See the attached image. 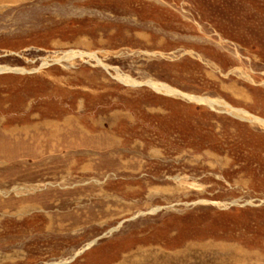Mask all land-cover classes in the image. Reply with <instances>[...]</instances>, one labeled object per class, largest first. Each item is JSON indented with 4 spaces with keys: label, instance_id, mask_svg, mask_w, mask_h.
I'll return each instance as SVG.
<instances>
[{
    "label": "rangeland",
    "instance_id": "obj_1",
    "mask_svg": "<svg viewBox=\"0 0 264 264\" xmlns=\"http://www.w3.org/2000/svg\"><path fill=\"white\" fill-rule=\"evenodd\" d=\"M0 68V264H264V0H0Z\"/></svg>",
    "mask_w": 264,
    "mask_h": 264
},
{
    "label": "bare ground",
    "instance_id": "obj_2",
    "mask_svg": "<svg viewBox=\"0 0 264 264\" xmlns=\"http://www.w3.org/2000/svg\"><path fill=\"white\" fill-rule=\"evenodd\" d=\"M71 54V53H70ZM78 55L80 56H84L85 54L84 53H78ZM100 63H102L101 61H99ZM105 67H108L104 64ZM10 69L9 68H0V72L1 71H9ZM13 70V69H12ZM117 78L119 80H121L122 82L124 83H127V84H135L137 82H135L134 80H131L130 77L128 76H125V75H122V73L120 74L118 71H117ZM148 84L153 87L154 89L158 90V91H163L165 93H168V94H172V95H183L185 97H187L188 99L190 100H195L199 103H204V104H207V105H210L212 107H214L215 105H218L219 103H221L219 100H216V99H207V98H202V97H196V96H193V95H188V94H183L175 89H172L170 88L169 86L165 85V84H162V83H157V82H152V81H149ZM233 111H235V113L237 112V114L241 115V116H245V117H250L249 116V113H247L246 111L244 110H240V109H234L232 108ZM253 121H256V122H259L261 123L262 125H264V120L262 119H259L257 117H253L252 118ZM180 255V254H179ZM184 256V259H185V254L182 255ZM178 257V258H176ZM176 257H173L174 260H178L179 259V256L176 255ZM186 261V260H185ZM164 263V262H163Z\"/></svg>",
    "mask_w": 264,
    "mask_h": 264
}]
</instances>
